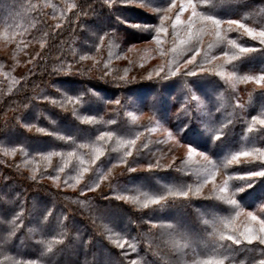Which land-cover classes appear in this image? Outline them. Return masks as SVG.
I'll return each mask as SVG.
<instances>
[{"label": "trees", "instance_id": "16d2710c", "mask_svg": "<svg viewBox=\"0 0 264 264\" xmlns=\"http://www.w3.org/2000/svg\"><path fill=\"white\" fill-rule=\"evenodd\" d=\"M177 1L0 0V264H95L97 245L108 264H264V244L241 235L258 228L244 212L264 219V176L239 179L264 171V44L227 23L264 31V0H192L186 45ZM154 119L206 158L175 157ZM74 242L82 260L52 258Z\"/></svg>", "mask_w": 264, "mask_h": 264}, {"label": "rangeland", "instance_id": "374dc122", "mask_svg": "<svg viewBox=\"0 0 264 264\" xmlns=\"http://www.w3.org/2000/svg\"><path fill=\"white\" fill-rule=\"evenodd\" d=\"M184 5V10L181 11V5ZM193 5H195L193 2H192ZM177 12L174 16V21L176 22V16L179 15L180 17V21L179 23L176 22V28L174 29V32L176 34V36L181 40V43L183 45H186L189 43L191 37L189 36L190 35V32H191V27H192V23L194 21V19L192 18V8L190 6H188L187 4V0H178L177 1ZM202 6V5H201ZM215 7V6H214ZM215 9H220L219 7H215ZM195 10H196V7H195ZM196 12L198 13V11L196 10ZM199 17V14L198 16ZM191 21V23H190ZM211 23H212V20H211ZM212 27L215 28L216 25H214L212 23ZM2 37L0 36V49L4 50L3 47L1 46L2 45ZM261 59H257L256 61H253L251 63V65H258L260 62ZM220 74V77L222 79H224V81L226 82L225 84L230 87V89L232 91H236V85L238 84V80H239V77L240 75L238 74H235L231 68L229 67H226L225 65L222 66L218 72ZM247 73L248 75H253L254 73L249 70H247ZM257 77V76H256ZM209 87H208V90L205 88V89H202V92L207 96L209 94ZM192 97L194 98L195 100V105H196V110H197V115H198V118H199V124L202 123L201 126H203L204 122H205V119H204V112H205V105H204V102H203V99L201 97V95L199 93H196L194 92V90L192 89ZM233 104H234V110H235V113L237 115V118H239L241 115H242V110L236 105L235 101H236V95L234 96L233 98ZM131 116L132 117H137L138 115L135 113V114H132L131 113ZM152 128L154 131H156L157 133H160L163 138L165 139V141H167L170 146L172 148H174V156L175 157H178V156H184L186 158H189L190 160H195V159H205V155H203V153L201 151H199L198 149H196V146L192 145L190 142H187L185 141L184 143H181L178 141L176 135H174L167 127V125L163 122H160L158 121L157 119H154L152 121ZM202 135H195L193 136L195 138V140H199V138L201 137ZM199 137V138H198ZM263 136H261L262 138ZM264 138V137H263ZM203 139V138H202ZM245 138H241L240 141H242V146L244 145V142L243 140H245ZM204 140V139H203ZM239 141V142H240ZM246 141L249 142L248 139H246ZM237 142V137L232 141V142H227L225 144H223V147L224 146H232V145H235L234 143ZM189 147H192L195 151L192 152V153H189ZM202 153V155H201ZM259 196V193L258 192H254V194L251 195V197H248L247 199L249 200H253L254 199H257ZM260 203V207H264V200H261L259 201ZM257 204V202H256ZM256 204L254 205V209L257 208ZM41 204H35V208H40ZM258 209V208H257ZM251 212V211H250ZM250 212H244V215L245 217L249 218L250 217L248 216V213ZM253 215H255L257 217V220H264L263 218L260 217V215L257 214V212H251ZM167 217H171V218H174L176 219V222L178 223V225L180 226V228L185 229V230H188V231H192L193 228H197L195 227L193 224L190 223V221L186 220L185 218H183L179 213L175 212V211H170L168 212V214H166ZM251 221V219H250ZM253 222V221H251ZM256 223V222H254ZM258 225V224H257ZM259 227V225H258ZM180 236L182 237H185V234H181ZM194 236H198V234L194 233ZM182 242H179V244L181 245ZM10 248L14 251H18V250H31L30 248H27L25 249L26 247H21L22 249H19V247L17 245H11ZM96 249H97V252L93 253L92 257L89 258V260L93 261V263L95 264H108L107 261H109V257H108V254L106 253V251L104 249L101 248V246L97 245L96 246ZM82 248H80V244L78 242H74L73 245L71 247H69L68 249H66L64 252H61L56 254V256L52 257V258H69L71 259L72 261H78V260H82L84 258V256L82 255ZM181 254L183 255V258L184 259H187L189 260L191 258V252L190 250L188 249V247H185L182 251H181ZM182 257V256H181ZM158 262V261H157ZM156 262V263H157ZM159 263V262H158Z\"/></svg>", "mask_w": 264, "mask_h": 264}, {"label": "snow or ice", "instance_id": "6c2138e0", "mask_svg": "<svg viewBox=\"0 0 264 264\" xmlns=\"http://www.w3.org/2000/svg\"><path fill=\"white\" fill-rule=\"evenodd\" d=\"M107 2V0H106ZM121 2L124 3H131L132 0H121ZM187 4L188 6H190L192 8V18H196L198 16V13L195 10V5L192 4V0H187ZM145 6V5H144ZM176 7L175 4H172L169 6V8H167L165 11L170 12L172 10V8ZM184 10V5H181V11ZM204 19L206 20H212V23L214 25L217 26V29L219 28V25L221 24L220 20H214L212 17H204ZM180 21V17L179 15L176 16V22L179 23ZM163 22V21H162ZM191 23V21H190ZM227 23L229 25H238V27L243 28L245 32L248 33L249 36L252 37V39H257L259 38V41L261 44H264V31H260L259 33H254L252 29H248L245 28V26L243 24H238V21L236 20H228ZM134 27H138L140 28L141 26L137 25ZM160 31H163V29L161 28ZM217 36L220 35L219 31H217L216 33ZM252 51V49L249 48H241V52H249ZM236 57H233V59H235ZM189 63H191V61H189ZM259 81H264V75L259 77ZM261 124H264V120L260 121ZM195 150L192 147H189V153L194 152ZM257 152L260 153V155L262 157H264V152H261L259 149L256 150ZM202 155V153H201ZM239 155H243V156H248L250 155V153H240ZM236 157H233V160H235ZM229 163H231V161H229ZM251 176H264V171H255L252 172L250 174H248L247 176L244 177H239V179H248ZM227 181L224 182V187L220 188V191L222 193H227L228 192V188H227ZM183 195H187V193H183ZM227 199V197H225ZM161 199H163V197H161ZM229 203H233L235 204L236 201L235 200H228ZM152 203H159V200H153ZM248 216L250 217L251 221L256 222L259 227H255V226H249L248 228L245 229V231L241 234L243 236V239L246 240L248 243H252L253 241H258L260 244H264V220H257V217L255 215H253L251 212L248 213ZM222 239H227L232 241L235 244H239L241 241L239 238L233 236V235H228L226 237H221ZM205 264H223L222 261H206Z\"/></svg>", "mask_w": 264, "mask_h": 264}]
</instances>
